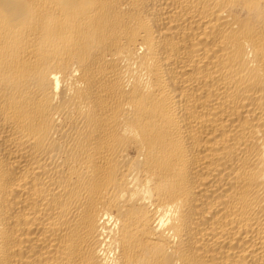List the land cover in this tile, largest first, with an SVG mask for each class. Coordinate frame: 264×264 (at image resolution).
I'll return each mask as SVG.
<instances>
[{
    "label": "bare ground",
    "instance_id": "obj_1",
    "mask_svg": "<svg viewBox=\"0 0 264 264\" xmlns=\"http://www.w3.org/2000/svg\"><path fill=\"white\" fill-rule=\"evenodd\" d=\"M0 264H264V0H0Z\"/></svg>",
    "mask_w": 264,
    "mask_h": 264
}]
</instances>
